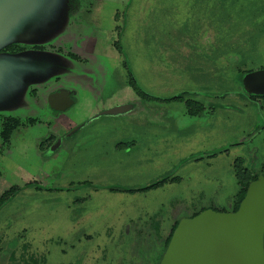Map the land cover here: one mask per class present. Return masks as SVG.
Returning a JSON list of instances; mask_svg holds the SVG:
<instances>
[{
  "label": "rangeland",
  "instance_id": "rangeland-1",
  "mask_svg": "<svg viewBox=\"0 0 264 264\" xmlns=\"http://www.w3.org/2000/svg\"><path fill=\"white\" fill-rule=\"evenodd\" d=\"M67 1L29 0L6 35L47 28L42 45L64 43L81 61L64 56L66 65L47 67L45 81L0 114V122H22L0 149V198L10 191L0 208V261L31 264L32 254L45 264H156L175 221L228 208L238 180L264 176V102L240 82L264 67V0H97L95 25L75 33ZM33 39L13 42L32 46L19 54H56L34 49ZM21 66L41 69L45 59ZM7 67L0 96L9 89L3 77L13 78ZM55 77L74 80V107L51 126L29 127L30 91ZM180 97L203 103L204 113L188 116ZM134 101L141 110L101 115ZM82 124L55 148L46 138Z\"/></svg>",
  "mask_w": 264,
  "mask_h": 264
},
{
  "label": "water",
  "instance_id": "water-1",
  "mask_svg": "<svg viewBox=\"0 0 264 264\" xmlns=\"http://www.w3.org/2000/svg\"><path fill=\"white\" fill-rule=\"evenodd\" d=\"M15 1L20 4L13 5L12 0H0V48L21 40L28 42L35 35H40L37 37L39 40L33 39L38 44L48 40L43 37L48 35L49 29L44 28L43 31L36 25L28 30L25 37L23 31L6 36L22 18L29 2ZM29 52L0 53V67L4 69L8 65L7 69L13 72V78L2 79L4 87L8 86L9 89L5 88L4 95L0 96V114L8 115L12 112V106H8L13 104V100L20 99L30 84L45 81L43 76L48 77L47 67L54 69V65L64 66L67 62L61 55ZM37 59H45V66L41 69H22L21 64L29 61L33 63ZM242 87L249 94H264V68L248 72ZM120 109L116 107L108 112ZM159 264H264V176L259 175L248 184L237 210L220 212L205 209L192 217L179 220Z\"/></svg>",
  "mask_w": 264,
  "mask_h": 264
},
{
  "label": "flooded vegetation",
  "instance_id": "flooded-vegetation-1",
  "mask_svg": "<svg viewBox=\"0 0 264 264\" xmlns=\"http://www.w3.org/2000/svg\"><path fill=\"white\" fill-rule=\"evenodd\" d=\"M97 0H68L67 1V14L68 17L71 18V21L69 22V25L71 26V28H69L71 31L74 29V33H75V29L77 32V29L79 30L83 24H93L95 25V21L91 18L93 9L95 7V4L97 3ZM13 5H16L18 3V1L12 0ZM15 3V4H14ZM20 4V3H18ZM19 11H17L18 13ZM44 31V28L42 29ZM45 43V41L43 42ZM32 46H29L27 44H23V43H11L9 45H6L5 47L0 49L1 53H8V54H16L19 52H22L24 50L27 49H31ZM34 49H48L51 50L53 52H56V55H61L62 57L66 56L70 59L76 60V61H81V58L78 54H76L74 51L70 50L71 48L68 47L67 45H65L64 43L62 44H58V45H51L48 44L46 45H39L33 46ZM54 54V53H53ZM264 68V67H263ZM74 76V73H73ZM43 83V82H42ZM48 83H50L48 85ZM47 84H44L41 88L40 91L37 92V90H31L30 94L36 98V101L34 105V107L32 108L34 112H32V115L35 117L32 118H27V120H29V122L31 121V124H29V127H32L34 125L35 122H43V121H47L48 126L50 125V122H55V120L58 118V116H66V113L74 107L75 102L77 101L76 98L74 97V80L72 82H63L60 81V78L55 77L54 79H52L50 82H48ZM131 84L134 87V89L139 93V94H144V92L140 89V87L137 85V83L132 79H131ZM242 85V84H241ZM243 86V85H242ZM244 90V89H243ZM244 92H246L244 90ZM249 94V93H248ZM248 97H251L248 95ZM254 98L256 100L261 101V99L264 102V98L262 97H251ZM258 98V99H257ZM260 98V99H259ZM180 102H183L185 104L186 107V113L188 114V116H199L202 113H204V104L201 102L196 101L193 98L190 99H184L182 97H180L179 99H177ZM39 103V104H38ZM197 105V107H196ZM38 106H42L44 108V110L41 111V109H39ZM116 107H120V110H116L114 112H108L111 109H115ZM193 107L194 109H196L197 111L194 114H190L189 109ZM264 107V105H263ZM142 107L139 105H137V103L134 102H130L128 104H118L115 105L111 108H109L108 110H105L101 113V115H118L121 113H132V112H137L138 110H141ZM2 120L0 122V126H1V131H0V149L1 148H5V147H9L11 145V138L14 134V132H16V129L21 128L22 122H20L18 117H14V116H1ZM95 119H98L97 117H94V119L90 120L88 123L91 124ZM16 121V125L15 124ZM83 126L82 125H78L76 126V128L74 129L71 128L69 130H65V131H59V130H51L50 129V133L47 135V139L50 142V145H52L53 148L56 147V144L59 143L63 138L69 136L71 134V131L75 130L76 132ZM11 129L10 133H8L7 131L5 132L4 129ZM16 130V131H15ZM75 132V133H76ZM54 138V139H52ZM51 140V141H50ZM57 141V142H56ZM52 148V149H53ZM259 176V175H258ZM257 176V177H258ZM163 178H166V180H168V176H165ZM160 180V179H159ZM34 182H28L25 184V188L27 186L30 187V185H33ZM154 183V182H153ZM163 184V183H162ZM151 185V184H150ZM148 185V186H150ZM13 187V186H12ZM154 188V187H153ZM151 189V188H149ZM239 191V190H238ZM237 191V193H238ZM236 193V195H237ZM4 196H10V191L7 192V194H3ZM236 195L234 200L230 203L228 208H217V207H208L205 209H212L215 211H220V212H228V211H232L234 205H235V201H236ZM4 196H2L0 198V208L3 206V204L8 201L10 198H7V200L5 201ZM202 209L200 211H196L191 213L188 217H192L196 214H198L199 212L205 210ZM178 220L175 221L173 228L171 229V231L169 232L168 236L165 238L164 241V246L161 248V250H163V252L159 255L158 258V262H156V264H159V261L164 253V250L170 240V237L175 229V227L178 224ZM148 235H151L152 233H147ZM169 238L168 242L167 239ZM12 253V254H11ZM11 256H9L11 259H13V251L11 252ZM9 254V255H10ZM5 257L3 258L2 261H0V264H6L4 263ZM28 260L30 261L31 264H39V262H42L41 264H45L46 263V259L45 257H42L41 259H37L34 255H29L28 256Z\"/></svg>",
  "mask_w": 264,
  "mask_h": 264
},
{
  "label": "trees",
  "instance_id": "trees-1",
  "mask_svg": "<svg viewBox=\"0 0 264 264\" xmlns=\"http://www.w3.org/2000/svg\"><path fill=\"white\" fill-rule=\"evenodd\" d=\"M249 72H250V71H249ZM247 73H248V71L241 75V80H240V82H241L242 85H243V79H244V77H245V75H246ZM245 93H246L247 95L251 96V97H262V98H264V94H248L247 92H245ZM196 111H197V110L194 109L193 107H191V108L189 109L190 114H194ZM16 124H17V123H16V121H15V124H14V125H16ZM4 131H5V132L7 131L8 133H10L11 129H10V128H9L8 130H7V129H4ZM258 175H259V174L257 173V174L252 175L250 178H247V179H245V180H244V179H240V180L237 181V182H238V185L241 187V189H239V191H238V193H237V195H236V201H235V205H234L232 211L237 210V208H238V206H239L241 200L243 199V197H244V195H245L246 188H247L248 184H249L251 181L255 180V179L257 178ZM165 181H166V178H161L160 180H158V181L152 183L150 186H147L146 189L156 187V186H158V185L164 183ZM168 240H169V238L167 239V242H168Z\"/></svg>",
  "mask_w": 264,
  "mask_h": 264
}]
</instances>
